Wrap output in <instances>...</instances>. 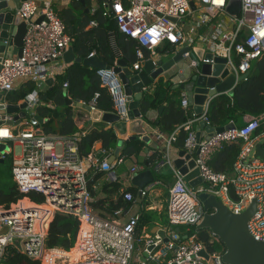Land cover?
Segmentation results:
<instances>
[{
  "label": "built area",
  "instance_id": "2783aa9c",
  "mask_svg": "<svg viewBox=\"0 0 264 264\" xmlns=\"http://www.w3.org/2000/svg\"><path fill=\"white\" fill-rule=\"evenodd\" d=\"M192 1L194 10L191 0H114L108 11L123 35L135 39L152 54H157V49L164 44L172 45L175 50L188 48L183 58L189 61V67L196 69L197 61L192 58V52L194 45L201 44L209 47L215 56L226 59L224 68L230 74L240 77L250 73L252 62L264 55V0H241L238 17L227 13L229 0ZM17 15L27 24V32L20 56L0 55V93L13 92L19 81H31L36 89L25 100L26 117H19L16 124L13 116L0 119V142L21 147L19 156H15L12 149L3 156L13 158L12 176L18 190L24 195L35 193L43 200L36 202L25 196L9 207L0 205V264H5L12 251L38 264H226L224 252H209L199 240L198 232L185 237L176 233L177 227L190 230L201 224L205 210L198 196L204 193L221 200L235 215L245 212L255 200L256 211L248 221V231L256 241H264V159L256 156L257 145L264 144V114H246L243 125L200 141L192 125L201 120L210 125L206 117L209 104L202 117L193 114L195 120L184 125L188 132L184 151L195 159V169L203 184L191 187L185 176L173 168L175 182L169 190L168 219L158 229L170 240L164 242L158 231L144 232L138 238L136 229L140 216L122 222L119 219L122 210H119L114 218L101 217L93 209L94 197L88 184L90 166L105 172L108 180L116 181L115 168L122 165L125 158L118 155L110 163L109 157L101 160L93 154L82 156L80 142L86 132L69 137L39 135L42 129L31 122L40 103L39 93L46 91L48 81L61 72L62 68L53 64L64 59L72 46V37L50 0L23 2ZM93 55L95 53L90 56ZM137 56L144 58L141 49ZM116 65L99 74L112 96L113 113L129 123V103L113 71ZM140 67L141 62L133 66L135 70ZM69 87L68 82L64 84L65 89ZM97 97L83 104L92 111L97 110ZM181 104L185 109L190 107L186 97ZM156 139L165 140L159 132ZM167 140L172 144L175 134ZM230 144L240 146L232 173L215 172L210 161ZM138 172L137 166L130 170L132 176ZM159 183L156 181L139 190V196H148L151 188ZM124 197L135 201L132 193H125ZM57 214L73 216L79 222L75 244L69 250L47 246L49 228ZM151 246L154 249L148 251ZM203 251L208 257L201 254ZM145 253L148 257L144 259Z\"/></svg>",
  "mask_w": 264,
  "mask_h": 264
},
{
  "label": "trees",
  "instance_id": "16d2710c",
  "mask_svg": "<svg viewBox=\"0 0 264 264\" xmlns=\"http://www.w3.org/2000/svg\"><path fill=\"white\" fill-rule=\"evenodd\" d=\"M114 1V0H112ZM75 4V3H74ZM78 5V1H76ZM77 7V6H76ZM75 6L60 12V18L66 25L67 32L72 37V47L77 57L87 58L92 53L106 66L113 67L118 60L123 59L134 66L142 62L137 56V51L141 49L144 58L150 57V52L143 48L138 41L123 35L118 27L113 14L101 5L90 16L80 9L76 15ZM95 23V25L92 24ZM174 47L164 44L157 49V52L173 51ZM69 83L68 97L76 103L89 104L96 95L97 108L104 113L114 112V103L108 87L104 84L98 70L85 67L82 64H72L64 73L56 76L55 83L44 92L39 93L40 103L35 109L34 115L41 117L45 122L41 129L46 135H59L64 137L74 136L83 132L79 129L75 119L79 116L90 115L82 108L69 106L66 102L64 84ZM17 87V86H16ZM36 89V85L31 81H24L13 92L7 94V101L12 104L24 103L28 95ZM142 114L150 110H160L163 108L158 119L151 125L159 133L166 137L175 134L176 140L173 142L175 148L185 150V143L188 132L184 125L195 120L194 112L189 107L183 108L177 98L169 95L164 86V80L159 79L152 90L143 94L139 103ZM246 114H264V55L252 62L251 75L247 80L240 82L234 88L233 96L221 94L214 98L208 106L206 117L212 127H225L234 122L238 127L243 125ZM177 132V133H176ZM98 143L103 144V148L95 151ZM118 146V137L112 128H107L104 123L95 122L94 127L86 131L80 142V153L82 156L97 154L103 160L105 157L113 155ZM146 143L141 139L131 140L119 154L125 160L138 156L143 152ZM240 152L239 144L226 145L224 149L216 153L210 161V167L219 173L231 174L233 165ZM162 152L156 151L155 156L147 158L143 163V170H150L162 160ZM13 158L0 163V205L9 207L18 200L27 196L36 202H42V198L35 193L22 194L13 180L12 176ZM120 165L115 168L118 176L116 181L106 180V173L98 171L90 166L87 169L89 188L94 197L93 209L104 218H114L119 210L128 211L133 201L125 199V193H132L137 197L138 191L134 188L125 187L120 182L119 175L126 172L125 167ZM164 180L172 181V176H162ZM158 178L159 180L162 178ZM175 180L172 184H174ZM96 187V189H95ZM157 215L146 213L140 216L136 229L138 238L144 231L151 232L157 225ZM164 222V221H163ZM166 224L162 223L164 226ZM162 226V227H163ZM161 227V226H160ZM180 233L183 237L198 232L199 240L202 241L209 252H225L223 243L213 238L208 230H198V227L190 228L180 226ZM176 228V229H177ZM79 229V222L73 216L57 214L50 225L46 238L47 246L50 248L71 249L76 241ZM184 239H182V242ZM5 264H38L27 256L12 251Z\"/></svg>",
  "mask_w": 264,
  "mask_h": 264
},
{
  "label": "water",
  "instance_id": "95a60500",
  "mask_svg": "<svg viewBox=\"0 0 264 264\" xmlns=\"http://www.w3.org/2000/svg\"><path fill=\"white\" fill-rule=\"evenodd\" d=\"M26 1L29 0H0V55L2 56L11 58L21 55L24 37L27 32V24L17 15V10ZM36 1L43 2V0ZM111 1L103 0L106 10L110 8ZM191 8L195 9L192 0ZM226 11L231 16L238 17L241 13V0H229ZM187 51L188 48L173 50L166 56V59L163 54L143 58L140 70H135L123 59L118 60L113 71L117 74L127 96L129 103L128 115L131 120L129 123L121 121L114 113H104L99 109L92 111L89 106L74 102L68 97V91L65 89L66 102L69 106L82 108L91 114L94 121H102L113 126V130L118 137V146L109 160L110 163L116 159L131 140L138 139L139 137L149 148L160 149L158 142L153 141L154 136L149 134L144 128L139 103L143 97L145 87L151 86L162 75L169 74V77H176L180 76L182 71H184L185 80L179 82L175 88L183 91L197 117H202L205 113L207 102L208 104L211 102L209 98L232 93L237 83L248 79L250 75V73H247L237 77L234 73L230 74L229 70L224 68L226 59L217 57L214 53L206 52L205 50L195 49L192 52V58L197 61L196 69L187 67L184 64L183 58L184 53ZM63 58L68 65L82 64L85 67L98 71H109L112 68L102 63L95 55L84 59L77 57L72 46L67 50ZM175 68L181 70L175 71ZM52 82L53 80H49L48 85L51 86ZM26 108V102L22 104L9 103L5 94L0 93V119H4L6 116H13L15 122L19 117H26ZM160 111H163V108ZM47 121L39 116L31 118V122L38 128H41ZM14 122L11 121L9 124L12 125ZM236 126L234 122H231L225 127L215 128L201 120L196 126L198 141L203 138L209 140L215 133L234 129ZM39 135H44V132L40 130ZM7 150H9L8 146L0 142V155L5 156ZM148 151L147 149L146 152ZM194 154H198L197 149L194 150ZM256 156L264 159V145H257ZM3 162L4 158L1 157L0 163ZM195 166L196 162L192 155L186 151H181L179 157L173 160V164L169 158H163L153 169L135 173L131 180L126 183V187L132 185L138 190H142L157 181L154 172L159 173L163 170H169V174H172L173 168H175L185 176V180L189 185L195 188L203 184L202 179L198 176L199 171L195 169ZM198 199L205 210L204 219L198 226V230H208L223 243L225 247L223 260L226 264H264V241H256L248 231V221L256 211L255 200L245 212L235 215L215 196L204 193L200 194ZM157 231L162 236L164 242H169L170 238L166 236L164 231L158 229ZM179 232L180 229L177 228L176 233ZM153 249L154 246H151L148 248V251ZM201 254L208 257L206 251H203ZM147 257L148 254L145 253L144 259Z\"/></svg>",
  "mask_w": 264,
  "mask_h": 264
},
{
  "label": "crops",
  "instance_id": "0c3cea01",
  "mask_svg": "<svg viewBox=\"0 0 264 264\" xmlns=\"http://www.w3.org/2000/svg\"><path fill=\"white\" fill-rule=\"evenodd\" d=\"M50 1L52 2V6H53L56 14L59 15V16L61 14L60 12H63L64 10L69 9L71 7H74V6H75V9H76L75 10L76 15H79V12H81L80 9H83L85 11V13L90 14V16H92V14L96 11V9H98L101 5L104 6L103 0H83V1H80V0H50ZM76 1H78V3H79L78 5L76 4ZM10 3H12V2H10ZM84 4H85V6H84ZM87 9H89V11H87ZM194 46H195L194 49H196V50H205L206 52H210L209 47H205L204 45L196 44ZM174 50H175V47H174ZM177 50H179V49H177ZM170 52L171 51H169V52L161 51V52H157V54L156 53L155 54L151 53L150 57H152V56L155 57L156 55L158 56L160 54L161 55L163 54L164 57H166L167 55L170 54ZM184 64L187 67H189V61L188 60L184 59ZM53 66L54 67H58V68H62V69H60L61 72L57 73V74H62L71 65L66 64V62L63 59L62 61H59V62L53 64ZM131 67H133V66H131ZM174 70L176 71V70H181V69L175 68ZM183 74H184V71H182L180 76H176V77H169V74H164L161 77H159L157 80H155L152 83L151 86L145 87L144 93H146L149 90H152V88L154 87L155 83L159 79H163L164 80V86H165L166 90L168 91L169 95L177 98L178 101L182 102V100L185 97V94L180 89H176L175 86L179 82H183L185 80V76ZM250 75H251V70H250ZM55 81H56V77L53 80L52 85L55 83ZM22 83H24V81H19L16 84V86L18 87ZM237 84H239V83H237ZM48 87H50V86L48 85L46 90L48 89ZM68 89H67V91H68ZM233 92H234V89H233ZM233 92L232 93H226V94L228 96L232 97L233 96ZM218 96H220V95H218ZM5 97L7 99V94L5 95ZM216 97H214V98H216ZM214 98H209V100L212 101ZM19 104H22V103H19ZM207 104H208V102H207ZM190 108L193 111V107L190 106ZM161 112L162 111H160V110H150L146 114H142L143 125H144V128L147 130V132L154 136L153 137V141L154 142H158V144L160 146V149H158V150H160L162 152L161 159L169 158V160L173 164V160L177 159L179 157V153L181 151H184V150H179V149L175 148L173 143L169 145V141L167 140L168 137H166L164 135L163 136H164V139L166 141L165 140L158 141L156 139V135L158 133V130H156L151 125V123L158 119V117L160 116ZM245 118H247L246 115L244 116V119H243L244 123H245ZM75 122H76V124H77L79 129H83V131L86 132L88 129L94 127V123L96 121H94L92 119L91 114H90V115H86V116L76 117ZM100 122L104 123L102 121H100ZM104 124H105V126L107 128H112L113 129V126L111 124H108V123H104ZM197 125H198V122H195L192 125V127H193V129L195 131H196V126ZM128 136H130V135H128ZM139 139H141V137H139ZM102 148H103V144L102 143H98L95 146V151H98V150H100ZM147 149L149 150L148 152H146ZM156 151H157L156 149L149 148V146L146 144L143 152L140 153L137 157L134 156V157H132L130 159L125 160L124 163L122 164V166L125 167L126 172H123V173H121L119 175L120 182L124 183V186L126 187V183L129 182L131 180V178H132L130 170L134 166H137L139 168V172L145 171V170H143V163L146 161L147 158L155 156ZM93 155H95L97 157L96 153H94ZM111 156L112 155H110L109 158H111ZM1 157H3V156L0 155V158ZM169 172H170L169 170H163V171H160L159 173L154 172V174L156 175L157 182H160V183H159V185L153 186L151 188L150 193L146 197H140L139 196V190L137 188H135L134 186H132V185L129 186V188L136 189L138 191V194H137V197H135V201L133 202V204L130 207V209L128 211H123V213L121 214V217L119 219L122 222H126V221H128L130 218H132L135 215L141 216V215L146 214V213H153V214L157 215L156 216L157 217V221L154 220L153 224H155L157 222V225L151 230L150 233H155L157 231V229L162 228V226H163L162 223H165L166 220H167V205H168V200H169V190L173 186L172 183L174 181L173 173L169 174ZM168 175L172 176V181L171 182H170V180H169V182L167 180L165 181L164 178L162 177V176H165L167 178ZM160 177H162V178L159 180L158 178H160ZM105 179L107 180V175H106ZM144 232H147V231H144Z\"/></svg>",
  "mask_w": 264,
  "mask_h": 264
},
{
  "label": "rangeland",
  "instance_id": "374dc122",
  "mask_svg": "<svg viewBox=\"0 0 264 264\" xmlns=\"http://www.w3.org/2000/svg\"><path fill=\"white\" fill-rule=\"evenodd\" d=\"M167 57H165V59H166ZM7 146H8V148L9 149H12V151H13V154L15 155V156H19L20 154H21V147L20 146H14L12 143H7L6 144ZM7 151H9V150H7ZM10 158H11V156H9V157H6V158H4V162H5V160H10ZM3 162V163H4ZM168 219V218H167ZM165 221V220H164ZM166 222H167V220H166ZM176 229V228H175Z\"/></svg>",
  "mask_w": 264,
  "mask_h": 264
}]
</instances>
